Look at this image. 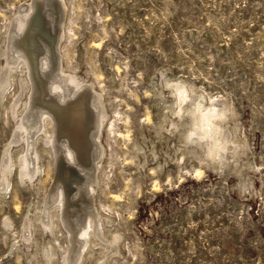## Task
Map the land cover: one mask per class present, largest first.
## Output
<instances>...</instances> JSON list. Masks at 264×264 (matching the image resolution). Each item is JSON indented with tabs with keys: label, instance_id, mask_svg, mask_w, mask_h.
I'll use <instances>...</instances> for the list:
<instances>
[{
	"label": "rangeland",
	"instance_id": "obj_1",
	"mask_svg": "<svg viewBox=\"0 0 264 264\" xmlns=\"http://www.w3.org/2000/svg\"><path fill=\"white\" fill-rule=\"evenodd\" d=\"M56 1L64 65L90 81L87 92L102 96L109 115L91 208L104 220L105 241L119 238L121 254L112 264H264V0ZM28 2L0 0V47ZM1 63L0 55V77ZM178 80L190 102L227 104L226 123L240 152L235 163L215 166L192 150L184 139L189 118L172 137L162 130L164 120L181 123L173 114ZM10 91L0 95V165L16 131L15 83ZM17 154L0 193V264H46L41 248L50 239L36 219L56 169L43 155L46 176L23 184ZM47 161L52 170L45 171ZM27 219L36 239L30 252L20 236ZM56 238L55 246L69 248L57 232ZM93 249L84 264L110 254Z\"/></svg>",
	"mask_w": 264,
	"mask_h": 264
},
{
	"label": "bare ground",
	"instance_id": "obj_2",
	"mask_svg": "<svg viewBox=\"0 0 264 264\" xmlns=\"http://www.w3.org/2000/svg\"><path fill=\"white\" fill-rule=\"evenodd\" d=\"M56 2L30 0L22 4L1 43L4 68L0 77V95L8 96L14 83L19 94L13 97L15 100L11 105L16 131L13 140L5 147L0 165V193H6L10 184L9 175L15 164L13 151L18 153V179L27 185L40 180L43 175L40 160L43 155L48 156L56 169V181L39 209L38 219L35 218L47 240L50 239V243H42L41 248L46 264H84L86 252L91 255L93 248L110 252L99 264H112L121 254L117 251L119 238L114 242L105 241L104 220L97 210L91 208L99 180L96 171L105 153L99 141L106 131L109 115L102 96L97 91L93 96L87 92L92 87L90 81L64 65L61 42L65 34L63 31L58 37L56 23L59 22L60 9ZM59 2L65 4L64 0ZM96 78L100 80L98 75ZM172 87L177 93L173 103L174 116L180 122L189 118L191 123L184 135L186 143L192 150L198 148L204 156L208 155L215 166L232 160L235 163L240 152L226 123L227 104L223 100L204 104L208 103L206 97L190 102L183 81H176ZM81 92L88 94L89 99L81 96ZM157 93L162 99L164 94ZM164 123L162 130L170 136L182 127V122L174 120H164ZM154 149L152 154L155 157L158 154ZM139 152L147 162L149 154L142 148ZM50 167L47 161L45 171ZM36 188L37 185L33 186L31 191L33 189L35 193ZM27 220L20 236L29 251L34 236L31 232L33 223ZM8 221L6 225L10 227ZM56 232L69 248L55 246Z\"/></svg>",
	"mask_w": 264,
	"mask_h": 264
},
{
	"label": "water",
	"instance_id": "obj_3",
	"mask_svg": "<svg viewBox=\"0 0 264 264\" xmlns=\"http://www.w3.org/2000/svg\"><path fill=\"white\" fill-rule=\"evenodd\" d=\"M80 95H81V96H82V95H83V96L85 95V97L87 98V100L89 99L88 94H86V93H84V92H83V93L81 92ZM81 96H80V97H81ZM85 101H86V99H85ZM86 106H87V104H86Z\"/></svg>",
	"mask_w": 264,
	"mask_h": 264
}]
</instances>
